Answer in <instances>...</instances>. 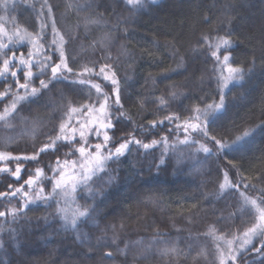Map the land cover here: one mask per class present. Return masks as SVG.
<instances>
[{
	"label": "trees",
	"instance_id": "1",
	"mask_svg": "<svg viewBox=\"0 0 264 264\" xmlns=\"http://www.w3.org/2000/svg\"><path fill=\"white\" fill-rule=\"evenodd\" d=\"M99 150L61 219L57 184ZM253 197L264 0H0V264H221ZM226 264H264V236Z\"/></svg>",
	"mask_w": 264,
	"mask_h": 264
},
{
	"label": "rangeland",
	"instance_id": "2",
	"mask_svg": "<svg viewBox=\"0 0 264 264\" xmlns=\"http://www.w3.org/2000/svg\"><path fill=\"white\" fill-rule=\"evenodd\" d=\"M240 74L241 73L238 68L228 66L224 74V80L226 81L227 85H229L232 82L238 81L241 77ZM88 114V117L83 118V120L82 117H78V119L76 120H78L79 122L71 124L70 126H66L68 128L69 135L83 136L84 134H87L89 131H91V126L97 123L96 118L102 119V117L104 116V114L100 111H94L93 113L88 112ZM100 151L101 150L86 154L83 156L84 158L81 157L83 159L79 158L76 161V163L81 167L80 173L82 175H80L79 172L76 173L75 170H70V172L60 180V183L57 184V199L58 201H60L57 213L61 219L63 218L65 219V221L69 220L70 222H72L82 214V211L75 205L77 194H74V192L78 189L79 186L81 187L86 183L87 180L85 181V179H87L89 176H92L96 166L100 165V163H103L105 154ZM5 169L9 170L8 168ZM31 180H29L28 182L30 183ZM20 192H22V189L16 188L13 191V194L17 195L20 194ZM247 202L251 203L255 210V213L252 216V222H250L249 226H247L246 229L239 232L240 234L236 236L233 234L230 237L222 240L220 246L216 245V249L218 248L217 251L220 250L217 261L221 264H226L229 260L234 259L242 251L254 245L255 241L259 240L261 236L263 237L264 212H261L260 208L264 207V202L259 200L258 197H253L250 200H247Z\"/></svg>",
	"mask_w": 264,
	"mask_h": 264
},
{
	"label": "water",
	"instance_id": "3",
	"mask_svg": "<svg viewBox=\"0 0 264 264\" xmlns=\"http://www.w3.org/2000/svg\"><path fill=\"white\" fill-rule=\"evenodd\" d=\"M16 180H18L21 177V172L15 173L12 175ZM264 236V234H263Z\"/></svg>",
	"mask_w": 264,
	"mask_h": 264
}]
</instances>
